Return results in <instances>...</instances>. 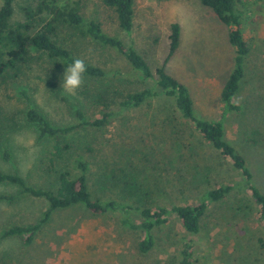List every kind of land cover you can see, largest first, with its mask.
Wrapping results in <instances>:
<instances>
[{"label":"rangeland","instance_id":"rangeland-1","mask_svg":"<svg viewBox=\"0 0 264 264\" xmlns=\"http://www.w3.org/2000/svg\"><path fill=\"white\" fill-rule=\"evenodd\" d=\"M37 1L18 0L13 19L22 20V7ZM241 1L249 8L244 37L250 51L236 96L242 110L223 113L227 115L225 136L247 158L255 183L264 191V0ZM81 13L87 22H101L105 32L136 49L155 74L170 51L171 25L178 22L180 44L166 63L167 71L189 88L198 116H222L225 110L221 92L235 66L236 48L230 42L232 26L222 22L201 0H135L131 31L120 26L115 10L102 0H83ZM72 33L61 29L60 42L74 55L101 66L106 76L84 78L76 95H68L61 88L66 68L56 69L47 58L34 62L20 77L3 82V170L19 172L31 185L56 188L60 172L73 171L71 159L76 152H82L92 162L90 184L96 195L104 196L110 187L99 180L106 161L117 169L116 175L112 172L113 183L121 175L127 180L137 177L160 184L163 192L154 198L126 189V197L121 199L134 204H187L197 202L203 191L220 183L232 184L233 189L226 199L209 206L200 232H187L173 216L168 224L155 228V246L142 252L138 248L141 231L123 224L121 214L93 213L82 204L55 211L29 244L19 236H4L3 231L10 226L36 222L48 202L22 193L18 186L0 183V196H14L0 198V264H181L182 249L189 242L193 244L190 264H264V226L257 216L259 205L245 189L232 161L204 141L171 103L153 101L131 111L123 110L117 100L120 95L153 82L142 79L116 49ZM25 91L57 126L75 123L77 108L88 116H100L104 106L91 96L92 92L106 93L107 102L118 113L103 128L61 136L60 140L73 144L72 152L51 163L55 139L39 137L37 126L27 123ZM89 143L92 151L85 148Z\"/></svg>","mask_w":264,"mask_h":264},{"label":"trees","instance_id":"trees-1","mask_svg":"<svg viewBox=\"0 0 264 264\" xmlns=\"http://www.w3.org/2000/svg\"><path fill=\"white\" fill-rule=\"evenodd\" d=\"M17 1L3 0L0 6V85L9 79L12 80L25 74L34 62L41 63L48 58L56 65V69H60L61 67L66 68L75 58H80L60 42V30L63 28L73 31L74 35L89 37L116 49L127 58L142 79L153 82L150 86L120 95L121 97L117 98L119 106L123 110L131 111L142 105H150L153 101L171 103L174 111L188 125L190 124L204 141L211 144L224 158L230 159L239 170L245 189L259 205L257 216L261 225L264 226V191L255 183L254 174L247 158L226 138L225 118L227 115L223 116V113L229 114L242 110V106L236 102V96L246 73V58L250 51L244 37V20L248 19L246 10L249 9L246 2L241 0H201L204 5L215 12L222 22L232 26L230 42L236 48L235 66L221 92L225 111L222 112L219 119H208L197 115L189 88L166 68V63L176 53L180 44L181 27L178 22L171 25L170 51L163 64L156 68L155 74L146 59L136 49L126 46L121 39L105 32L101 22L94 19L88 22L85 20L81 13L83 0H38L35 4L24 5L22 7L23 19L16 21L13 17ZM102 1L115 10L120 26L124 30L131 31L135 14V0ZM82 60L88 67L84 78L95 79L106 76V72L101 66L85 59ZM50 85L54 90H57L54 84ZM83 92L82 89L80 93ZM85 93L88 92L85 91ZM92 93L91 96L104 106L100 111V116H88L83 109L77 108L75 123L57 126L33 104L27 92H24L28 100V108L25 111L27 123L37 126L39 137L55 139L50 151L51 163L56 159H63L66 153L72 152L73 144L60 140L61 136L78 132L81 129L103 128L118 113L110 107L106 93ZM1 114L0 105V116ZM85 148L89 151L93 150L90 143L86 144ZM6 155L8 156V153ZM70 164L73 171H61L56 188L31 185L19 172H8L0 167V183L18 186L22 193L45 198L48 202L36 222L10 226L3 231L4 236H19L29 244L35 239L42 225L53 217L55 211L82 204L93 213L121 214L123 224L131 229L141 231L138 248L142 252H148L156 244L154 232L156 227L168 224L171 218L176 216L187 232L196 234L202 228V220L209 206L226 199L233 189L232 184L220 183L203 191L197 202L187 204H134L123 200L126 197V189L132 194L154 198L163 192L157 180H141L137 177L127 180L120 175V179L113 183L112 172L116 175L117 169L111 162L106 161L99 180L108 185L105 184L106 188L110 187L107 188L104 196L96 195L90 184V175L93 171L92 162L84 153L76 152ZM125 175L127 176V174ZM116 186L120 188V191H117L119 189ZM0 198L13 199L14 196L2 194ZM181 254L184 256L180 261L181 264L192 263L193 244L186 243Z\"/></svg>","mask_w":264,"mask_h":264},{"label":"clouds","instance_id":"clouds-1","mask_svg":"<svg viewBox=\"0 0 264 264\" xmlns=\"http://www.w3.org/2000/svg\"><path fill=\"white\" fill-rule=\"evenodd\" d=\"M87 70L88 67L84 60L75 58L64 71L61 85L63 91L68 95H76L77 90L84 83V76Z\"/></svg>","mask_w":264,"mask_h":264}]
</instances>
